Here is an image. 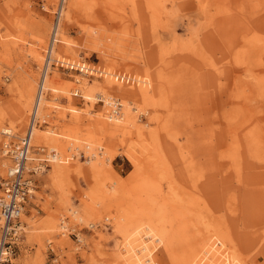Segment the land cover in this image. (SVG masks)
<instances>
[{
	"label": "rangeland",
	"instance_id": "374dc122",
	"mask_svg": "<svg viewBox=\"0 0 264 264\" xmlns=\"http://www.w3.org/2000/svg\"><path fill=\"white\" fill-rule=\"evenodd\" d=\"M159 2L152 12L147 0H0V174L10 163L1 130L13 127V140L28 133L31 112H18L37 91L57 24L44 93L50 115L36 120V129L53 127L82 140L91 131L109 157L97 176L80 149L58 181L47 140L33 135L27 176L35 191L24 212L35 224L22 219L15 264H128L115 230L117 210L89 206L115 181L131 188L130 158L143 160V142L133 128L112 137L86 120L105 112V94L136 108L138 128L153 148L149 160L163 154L165 165L156 169L163 196L191 206L189 241L175 251L160 245L153 252L158 263L176 264L188 254L187 244L195 247L221 227L244 262L264 264V0ZM111 71L127 75L122 91L105 88ZM145 72L154 80L149 102L135 94V79ZM78 80L88 81L94 101L84 97ZM69 207L87 220L72 222ZM56 218L67 222L65 232L51 229Z\"/></svg>",
	"mask_w": 264,
	"mask_h": 264
},
{
	"label": "bare ground",
	"instance_id": "6f19581e",
	"mask_svg": "<svg viewBox=\"0 0 264 264\" xmlns=\"http://www.w3.org/2000/svg\"><path fill=\"white\" fill-rule=\"evenodd\" d=\"M147 3L149 4L151 10L153 9L155 11L156 9L155 12L159 11V0H147ZM59 27V24H57L53 29L52 40L44 61L43 74L40 82L38 83V87L36 89L37 91L35 94L32 93L28 103L24 106V110L22 108V110L18 112L20 113L19 116H23L25 113L27 114L28 112H31L32 122L28 130L30 146L34 134H36V136L41 135L45 141L47 140L50 146V153L48 155L49 161L52 163L51 165L53 166L55 177L58 181L65 177V175L73 167L71 160L77 157L75 153H78V150L80 149H84L88 154L89 158L87 163L90 165L91 171L96 175L101 172L104 160L109 161V157H105L107 156V152L104 151V146L100 143V138H96L91 131L88 133V137L85 140H82L78 136L67 132L60 134L56 132L53 127L50 128L49 131L46 130L45 132L38 130V128L36 129V120H47L46 116L50 115H46V100L44 93L46 86H48L51 61L56 55V42L59 36ZM244 39L247 40L246 38ZM254 41H256V39ZM162 59L164 60V58ZM148 73H146V75L144 74L145 76L143 78H138V80L135 79L139 82L138 93L135 94L141 96L147 102H149V99H153V96L151 97V93L154 90V80L149 77L150 75ZM107 77L105 87L107 90L117 88L122 91L124 89L122 84H124V82L126 83V80L128 79L127 75L124 77V75H118V73H114L112 71L108 72ZM78 81L81 83L80 86L85 92L84 97L88 100L94 101L96 99V95H94L93 92L94 89L88 90L85 88L88 81ZM65 94L69 100L73 99L72 90L69 87H66ZM125 94H128V91L125 92ZM100 98H103L106 101L105 107L107 108L105 112L99 115L97 119L86 120L94 122L97 129L103 131L104 133H109L112 137L120 134L125 135V131L131 130L132 128L135 129L138 132V136L142 138V155L144 161L135 156L134 158H130L135 167L133 179L131 180L133 182L131 183L132 185L130 189L126 190L127 187L124 188L122 183L115 181L110 186L104 188V190L100 193V197L95 199L89 207L96 205L100 208L103 207L110 209V207L113 206L117 210V214L113 215V217L115 216V230L123 238L122 251L124 252L126 258L125 260L128 261V264H159L154 258L153 252L159 248L160 245H164L169 251H175L174 248L177 249L180 243L183 241H189L187 228L191 206L187 205L189 204L188 202L186 203L187 206L180 204L182 197L176 202L174 201L171 203L169 195L167 197L163 196L162 187L157 179V175L159 174V172L157 174V170L164 167V157L163 154L156 152L154 155L156 160L154 159L155 161H150L149 159L151 157L147 156L148 154L146 155V152H151L153 148L151 149V147H149L150 145L148 146V140L144 142L146 139L145 133L138 128L140 125L138 124L137 116L133 113L136 108L131 107L132 103L127 105L125 104V106H123V104L119 102L120 100L115 99L112 94L101 95ZM118 109L123 111L119 112ZM74 113V116L79 120L78 123L84 120L78 111H75ZM158 119L159 118H156V120ZM14 131L13 127H6L1 130V135L7 132L8 134L16 136ZM155 139H157V137H155ZM83 141L85 143H83ZM139 141L140 140H138V142ZM141 147L140 149H142ZM152 147L154 146L152 145ZM28 160H30V155ZM4 164L5 163L3 162V165ZM7 167L8 165L6 166L5 171ZM150 167L152 168V172L150 171L151 169L148 170ZM38 170H40V168ZM204 188H206L205 185ZM122 190H124V193ZM175 198L178 199V196ZM184 199L185 198H183V200ZM190 200L192 199H189V201ZM25 208L26 207L23 208L18 220V224L20 223V230L16 235L18 243L21 240V231L23 228L22 224H24L22 223V219L27 221L30 226H34L35 224V220H29L26 218L27 215L26 212H24ZM91 210H88V212ZM67 212L70 214L71 219L73 220L72 222L80 223L87 220L85 215L81 214L76 207H69ZM92 212L93 211H91V213ZM61 216L63 217L64 214H61ZM67 228L68 225L64 219H61V223H59V218L52 220L51 229L54 233H58L60 230L65 232ZM219 228L218 230L213 229L214 231L212 234L206 237V239H201L200 243H196L198 244L197 246L195 245L194 247V245L189 246V244H187L186 252H188V254L180 258L179 261L176 260V256V259L174 258L177 262L176 264H247L241 257H239L238 254H236L235 250L233 252L234 246L230 243L231 240L227 229L225 231L222 230L224 232L223 233L219 230ZM41 242H43V240H41ZM261 250H264V242ZM181 254L183 253L181 252ZM144 258L147 259L144 260Z\"/></svg>",
	"mask_w": 264,
	"mask_h": 264
},
{
	"label": "built area",
	"instance_id": "2783aa9c",
	"mask_svg": "<svg viewBox=\"0 0 264 264\" xmlns=\"http://www.w3.org/2000/svg\"><path fill=\"white\" fill-rule=\"evenodd\" d=\"M2 153L9 165L0 174V264H15L23 208L35 191L34 180L27 176V163L31 151L29 133L23 138L13 140L14 135L3 134ZM20 235V234H19Z\"/></svg>",
	"mask_w": 264,
	"mask_h": 264
}]
</instances>
